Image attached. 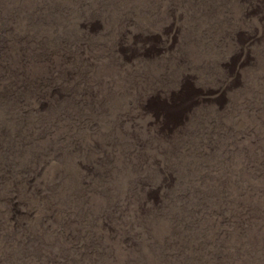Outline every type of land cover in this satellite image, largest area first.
<instances>
[{
  "label": "rangeland",
  "instance_id": "obj_1",
  "mask_svg": "<svg viewBox=\"0 0 264 264\" xmlns=\"http://www.w3.org/2000/svg\"><path fill=\"white\" fill-rule=\"evenodd\" d=\"M0 264H264V0H0Z\"/></svg>",
  "mask_w": 264,
  "mask_h": 264
}]
</instances>
